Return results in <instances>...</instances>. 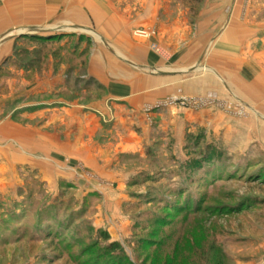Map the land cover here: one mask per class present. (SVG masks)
<instances>
[{"label":"rangeland","instance_id":"rangeland-1","mask_svg":"<svg viewBox=\"0 0 264 264\" xmlns=\"http://www.w3.org/2000/svg\"><path fill=\"white\" fill-rule=\"evenodd\" d=\"M172 1L191 28L213 5ZM238 5L242 20L264 25V0ZM11 21L0 5V39L28 28ZM46 29L56 30L0 42L1 130L43 126L35 116L53 93L85 106L104 96L87 76L96 42L103 47L92 27ZM57 77L65 89L37 93ZM221 87L219 95L147 106L133 128L119 124L118 139L109 124L91 134L83 121L75 132L57 129L71 144L38 153L42 167H4L2 149L17 143L1 135L0 264H264V86L262 97L245 102ZM132 141L134 149L125 145Z\"/></svg>","mask_w":264,"mask_h":264},{"label":"crops","instance_id":"crops-1","mask_svg":"<svg viewBox=\"0 0 264 264\" xmlns=\"http://www.w3.org/2000/svg\"><path fill=\"white\" fill-rule=\"evenodd\" d=\"M208 2L213 3L211 10L202 11L191 28L186 12L175 10L178 2L172 0H0L11 23L28 26L26 32L61 26L66 31L85 33L92 27L103 47L96 42L87 76L105 91L103 97L85 106L83 98L53 93L66 87L57 86L59 77L43 82L37 93H53L51 106L35 116L41 117L44 125L29 129L15 125L13 133L8 127L0 129L4 140L13 139L19 147L6 145L2 149V165L9 169L17 164L42 167L38 153L63 150L71 144L61 140L57 129L68 126L75 132L80 121L89 134L109 124L107 131H114L118 139L119 124L133 128L134 120H144L147 106L171 96L219 95L222 84L242 101L244 97L247 101L262 97L264 25L253 23L248 16L240 18V0ZM142 29L156 32L150 39L133 35ZM55 30L42 35H52ZM152 45L158 46L165 58L155 54ZM202 64L206 73L200 72ZM56 120L61 121L62 128ZM128 133L134 135L131 130ZM87 144L79 142L77 148L88 150ZM125 145L134 149L138 144ZM112 148L105 144L97 147L106 152Z\"/></svg>","mask_w":264,"mask_h":264},{"label":"water","instance_id":"water-1","mask_svg":"<svg viewBox=\"0 0 264 264\" xmlns=\"http://www.w3.org/2000/svg\"><path fill=\"white\" fill-rule=\"evenodd\" d=\"M51 32H53V30L30 29L29 31L26 32L25 30L20 29V30L12 31V32L4 35L3 37H1L0 42H3L9 38L21 37V36H25V35L51 33Z\"/></svg>","mask_w":264,"mask_h":264},{"label":"built area","instance_id":"built-area-1","mask_svg":"<svg viewBox=\"0 0 264 264\" xmlns=\"http://www.w3.org/2000/svg\"><path fill=\"white\" fill-rule=\"evenodd\" d=\"M154 34H155V32H153V31L137 30V31H135L134 36L138 37V38H143V39H150ZM157 50H159V49L157 48ZM178 100L179 99H174L173 103L175 105H177L176 103L178 102ZM186 103H187L186 101L182 102L183 105H186Z\"/></svg>","mask_w":264,"mask_h":264},{"label":"trees","instance_id":"trees-1","mask_svg":"<svg viewBox=\"0 0 264 264\" xmlns=\"http://www.w3.org/2000/svg\"><path fill=\"white\" fill-rule=\"evenodd\" d=\"M25 37H27V36H25ZM30 37L36 38L35 35H32V36H30ZM110 248H111L112 250H114V251H118V249H119L117 245H113V246H111Z\"/></svg>","mask_w":264,"mask_h":264}]
</instances>
